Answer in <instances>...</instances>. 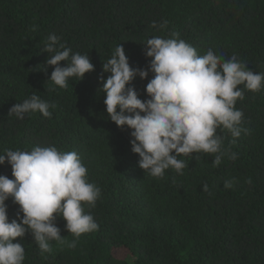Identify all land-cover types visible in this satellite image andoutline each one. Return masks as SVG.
I'll return each instance as SVG.
<instances>
[{
    "label": "trees",
    "instance_id": "1",
    "mask_svg": "<svg viewBox=\"0 0 264 264\" xmlns=\"http://www.w3.org/2000/svg\"><path fill=\"white\" fill-rule=\"evenodd\" d=\"M163 21L165 28L152 27ZM50 34L88 55L94 71L70 78L64 89L48 81L54 67L43 49ZM153 36L183 39L198 55H235L247 70L264 73V0H0V154L37 146L76 151L88 181L101 189L94 207L84 205L97 231L69 248L76 238L57 217L66 243L51 241L41 254L26 232L13 241L25 248L23 264H264V87L239 86L244 98L235 107L249 131L235 138L217 129L227 150L219 166H212L215 154L195 153L178 157L188 165L182 174L170 168L152 177L138 166L131 130L107 118L99 89L100 77L109 75L103 63L119 44L130 67L147 70L144 44ZM153 77L149 71L130 85L142 101L150 99ZM32 94L56 105L51 117L9 114ZM0 175L13 179L7 158ZM5 203L9 222H19L20 206L12 197Z\"/></svg>",
    "mask_w": 264,
    "mask_h": 264
},
{
    "label": "clouds",
    "instance_id": "2",
    "mask_svg": "<svg viewBox=\"0 0 264 264\" xmlns=\"http://www.w3.org/2000/svg\"><path fill=\"white\" fill-rule=\"evenodd\" d=\"M167 23L153 22L152 27L160 30ZM144 45L150 58L147 70L130 67L121 44L103 63V73L109 75L107 79L100 77L99 91L106 96L107 118L117 127L131 130V150L139 157L138 166L152 177L163 178L170 168L182 174L188 165L178 157L195 153L215 154L212 166H219L227 150L217 129L222 127L235 138L242 131L248 133L241 127L243 113L235 107L236 101L244 98V89L239 86L259 91L264 87V73L247 70V63L235 55L225 59L211 49L198 55L183 39L153 36ZM43 52L47 53V66L54 67L48 81L61 89L68 87L70 78L80 81L94 71L88 55L73 53L55 34L47 37ZM61 62L65 66L61 67ZM149 71L154 74L146 86L150 99L142 101L130 85L136 77L146 79ZM55 108V104L32 94L13 105L9 114L23 120L27 114L39 112L47 118ZM6 158L13 179L0 175V264H23L25 248L13 241L29 231L41 254L51 250V241L66 243L55 225L57 217L66 221V230L76 238L67 242L69 248L77 246L82 234L98 230L84 205L94 207L101 189L88 181V170L76 151L62 152L54 146H37L31 151L5 149L0 165ZM230 158L237 156L232 153ZM202 190L209 191L208 185ZM9 197L23 213L22 217L17 214L19 222H9L5 203Z\"/></svg>",
    "mask_w": 264,
    "mask_h": 264
}]
</instances>
